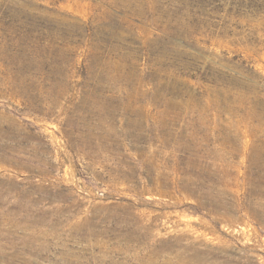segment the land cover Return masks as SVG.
<instances>
[{"label": "rangeland", "instance_id": "obj_1", "mask_svg": "<svg viewBox=\"0 0 264 264\" xmlns=\"http://www.w3.org/2000/svg\"><path fill=\"white\" fill-rule=\"evenodd\" d=\"M0 264H264V0H0Z\"/></svg>", "mask_w": 264, "mask_h": 264}]
</instances>
